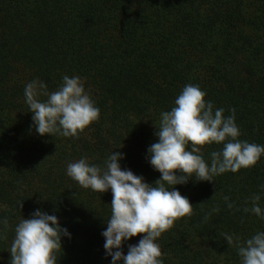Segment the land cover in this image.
I'll use <instances>...</instances> for the list:
<instances>
[{
    "label": "trees",
    "instance_id": "obj_1",
    "mask_svg": "<svg viewBox=\"0 0 264 264\" xmlns=\"http://www.w3.org/2000/svg\"><path fill=\"white\" fill-rule=\"evenodd\" d=\"M65 75L81 79L99 119L78 139L41 136L25 87L39 80L54 92ZM188 84L206 93L214 111L235 110L240 141L264 146V0H0V264H10L16 226L37 210L70 234L57 264H112L102 235L111 190L84 189L67 166L87 159L104 171L118 151L122 170L155 184L161 174L148 150L158 142L161 113ZM222 148L201 154L210 165ZM175 190L193 214L157 239L163 264H242L236 238L244 245L264 232V219L244 211L259 195L264 213V155L250 169ZM142 238L125 241L124 255Z\"/></svg>",
    "mask_w": 264,
    "mask_h": 264
},
{
    "label": "clouds",
    "instance_id": "obj_2",
    "mask_svg": "<svg viewBox=\"0 0 264 264\" xmlns=\"http://www.w3.org/2000/svg\"><path fill=\"white\" fill-rule=\"evenodd\" d=\"M24 95L33 114L35 130L41 136L58 134L78 139L100 116L99 108L85 92L78 76H63L62 85L54 92H48L43 82L32 81L26 85ZM41 96L47 100L41 101ZM205 96L198 86L188 84L175 99V107L161 113L155 133L158 142L148 150L149 163L161 174L155 184L146 183L131 170H122L119 161L124 157L118 151L109 156L104 171L90 165L87 159L68 164L67 175L84 189L99 193L111 190V217L102 235L112 264L120 261L163 264L157 239L176 221L193 214L189 199L175 190V186L193 178L212 182L215 176L250 169L264 155V146L238 139L241 133L235 123V110L225 117L224 109L214 111ZM212 144H223V148L211 152L209 165L201 153L205 146ZM224 199L227 202L229 198ZM251 199L252 207L244 211L264 219L259 207L260 196L254 195ZM227 206L233 208L231 203ZM2 223L7 227V220ZM63 236L71 238L67 229L60 227L57 217L37 210L31 219L23 218L16 226L10 264H57L56 252L62 249ZM137 236L143 238L137 245H129L124 255L123 243ZM225 240L229 246L234 244L230 235L225 234ZM235 244L242 264H264V232L256 233L244 245L236 238Z\"/></svg>",
    "mask_w": 264,
    "mask_h": 264
}]
</instances>
